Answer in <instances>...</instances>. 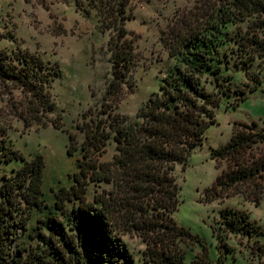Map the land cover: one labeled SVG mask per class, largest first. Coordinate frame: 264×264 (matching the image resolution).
Wrapping results in <instances>:
<instances>
[{
  "label": "trees",
  "instance_id": "16d2710c",
  "mask_svg": "<svg viewBox=\"0 0 264 264\" xmlns=\"http://www.w3.org/2000/svg\"><path fill=\"white\" fill-rule=\"evenodd\" d=\"M97 9L109 41L113 79L106 102L86 111L78 125L84 134L74 184L61 188L53 207L43 199V154L28 159L8 142L0 125V163L19 162L10 173L0 168V264H133L123 235L136 233L147 244L146 264H186L182 242L199 244L201 253L189 264H215L203 240L178 225L181 204L177 166L186 167L203 145L207 130L217 123L216 109L235 93L233 71L244 72L257 90L262 78L252 71L264 63V0H200L167 37L175 59L158 93L135 115L117 112L128 75L136 66V49L124 27L127 0H98ZM1 38V37H0ZM60 76L57 66L22 49L0 47V96L17 93L15 112L26 127L51 123L56 103L51 91ZM235 107L245 100L240 92ZM110 140L111 160L103 157ZM220 173L207 189L208 202L242 197L259 206L264 199V128L257 122L236 123L229 141L211 149ZM98 190L91 201L88 188ZM107 186V187H105ZM74 202L67 218L65 203ZM48 209L30 226L35 210ZM212 226L219 262L230 251L226 239L247 238L250 253L264 264V241L254 239L261 228L241 209L225 207ZM264 235V232H260ZM21 237L37 246L24 244Z\"/></svg>",
  "mask_w": 264,
  "mask_h": 264
},
{
  "label": "rangeland",
  "instance_id": "374dc122",
  "mask_svg": "<svg viewBox=\"0 0 264 264\" xmlns=\"http://www.w3.org/2000/svg\"><path fill=\"white\" fill-rule=\"evenodd\" d=\"M124 27L133 40L137 62L128 75L121 94L117 112L135 115L149 99L158 93L175 59L169 56L168 33L175 23L193 9L200 0H127ZM98 0H0V47L22 49L42 57L47 63L60 70L51 91L56 103L53 119L61 124L55 128L51 123L46 127H26L15 112L18 94L0 96V125L8 130L10 145L22 151L28 159L43 154L45 178L43 199L53 207L56 194L61 188L69 189L73 184L80 151L69 155L70 134L75 136L73 148H79L84 134L78 129L83 114L89 109L99 108L106 102V93L113 79L109 41L113 29L105 30L97 9ZM122 0H114L118 6ZM252 71L262 78L261 86L250 91L244 72L233 71L235 93L225 98L216 109L217 123L206 132L203 145L197 147L186 167L179 165L174 176L180 186L181 204L174 218L178 225L186 227L193 235L199 236L206 244L213 263L219 262L217 240L212 226L221 217V210L232 207L245 210L251 220L264 232V199L259 206L245 201L242 197L225 199L222 202H208L209 189L220 170L213 159L211 149L223 145L232 136L236 123L257 122L264 128V63L255 62ZM2 93L3 90L0 89ZM245 92V100L237 107L235 103ZM15 98V99H14ZM115 153V142L110 140L103 160L109 161ZM19 162L0 163L2 173H10L19 167ZM107 187V186H105ZM98 188H88L92 201ZM74 202L65 203L61 219L68 217ZM48 215V209L35 210L30 226H35L39 217ZM255 234L254 239L264 241V235ZM22 243L37 246L40 240L20 238ZM123 242L133 264H146L144 253L147 244L136 233L123 235ZM230 251H226L223 264H261L250 253L248 239L230 236L226 239ZM186 252L185 263H191L202 248L199 244L182 242Z\"/></svg>",
  "mask_w": 264,
  "mask_h": 264
}]
</instances>
